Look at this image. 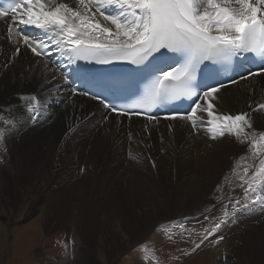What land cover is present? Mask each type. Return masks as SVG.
<instances>
[{
    "label": "bare ground",
    "instance_id": "obj_1",
    "mask_svg": "<svg viewBox=\"0 0 264 264\" xmlns=\"http://www.w3.org/2000/svg\"><path fill=\"white\" fill-rule=\"evenodd\" d=\"M11 15L0 18V116L13 119L14 125L0 121V127L8 132L4 144L12 170L8 174L0 169V180L15 197L41 202L47 229L74 227L94 250L107 223L110 234L117 225L132 245L163 220L211 209L237 161L239 169L250 162L240 160L248 145L227 135L212 140L205 128L193 129L180 119L117 116L96 100L73 95L74 85L63 83L60 71L74 79L76 66L53 71L60 62L53 52L46 59L54 63L45 70L41 57L22 41L16 43L15 29L9 40ZM20 27L29 36L40 35L37 29ZM248 69L246 61L237 62L239 76L233 78L237 83L226 84L213 103L221 113H249L253 130L260 132L264 110L252 109L264 103V75L241 79ZM53 75L56 79L46 83L45 78ZM54 85L60 86L59 92ZM32 94L38 99L47 94L48 100L34 120L18 106L25 103L19 96ZM199 115L207 118L206 113ZM224 192L225 196L245 194L238 187ZM233 214L223 227V246L231 257L224 264H264V203L240 207ZM109 244L110 256L124 248L119 236L112 235Z\"/></svg>",
    "mask_w": 264,
    "mask_h": 264
},
{
    "label": "snow or ice",
    "instance_id": "obj_2",
    "mask_svg": "<svg viewBox=\"0 0 264 264\" xmlns=\"http://www.w3.org/2000/svg\"><path fill=\"white\" fill-rule=\"evenodd\" d=\"M10 13L9 40L15 29L16 43L22 41L41 57L45 70L54 63L46 59L53 52L60 58L53 71L76 66L74 79L60 71L63 83L74 85L70 89L73 95L96 100L117 116L142 115L148 121L158 119L152 115L157 108L191 100L194 106L186 113L174 109L164 119L187 121L193 129L199 125L212 140L227 135L247 144L240 157L250 161L240 177L245 200L236 204L247 208L264 203V131L253 130L249 113H221L213 103L225 87L217 77L235 71L237 62H249L248 74L241 79L264 75V0H14L0 7V18ZM20 26L37 29L40 35L29 36ZM19 52L17 47L15 53ZM78 61L134 67L81 69ZM251 64H258L259 70H252ZM55 79V75L46 77L45 82ZM231 82L237 83L235 79ZM54 89L59 92L60 86L54 85ZM46 97L21 95L19 100L25 103L18 106L34 120L40 107L48 103ZM252 110H264V103ZM0 121L14 125L13 119L3 116ZM5 134L6 129L0 127V143ZM238 168L239 161L232 171ZM238 210L233 205L232 212ZM229 215L224 212L225 217ZM223 223L221 219L213 231Z\"/></svg>",
    "mask_w": 264,
    "mask_h": 264
},
{
    "label": "rangeland",
    "instance_id": "obj_3",
    "mask_svg": "<svg viewBox=\"0 0 264 264\" xmlns=\"http://www.w3.org/2000/svg\"><path fill=\"white\" fill-rule=\"evenodd\" d=\"M7 151L3 141L0 143V169L5 168L11 174ZM242 169L238 168L225 180L224 189L245 190L239 186ZM237 180L240 183L235 186ZM4 184L0 180V264H224L231 257L230 251L223 246V227L233 219V205L237 209L241 207L236 201L245 199V194L225 196L223 189L211 209L196 215L181 213L163 220L132 245L121 227L116 225L110 234L105 223V230H101L92 250L74 227L47 229L41 202L28 196L15 197L4 189ZM33 204L37 206L32 208ZM225 211L230 215L225 217ZM221 219L225 223L213 231ZM112 235L119 236L124 245L119 255H109ZM146 256L149 258L145 259ZM232 262H235L233 258Z\"/></svg>",
    "mask_w": 264,
    "mask_h": 264
}]
</instances>
